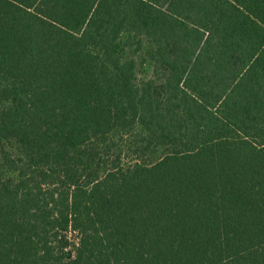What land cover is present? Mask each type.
I'll list each match as a JSON object with an SVG mask.
<instances>
[{
  "label": "trees",
  "instance_id": "trees-1",
  "mask_svg": "<svg viewBox=\"0 0 264 264\" xmlns=\"http://www.w3.org/2000/svg\"><path fill=\"white\" fill-rule=\"evenodd\" d=\"M0 264H264V0H0Z\"/></svg>",
  "mask_w": 264,
  "mask_h": 264
}]
</instances>
